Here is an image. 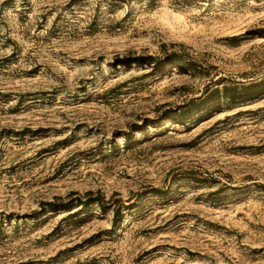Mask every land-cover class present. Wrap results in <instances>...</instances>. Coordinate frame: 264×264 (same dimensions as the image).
<instances>
[{
    "label": "rangeland",
    "instance_id": "374dc122",
    "mask_svg": "<svg viewBox=\"0 0 264 264\" xmlns=\"http://www.w3.org/2000/svg\"><path fill=\"white\" fill-rule=\"evenodd\" d=\"M263 76L264 0H0V264H264Z\"/></svg>",
    "mask_w": 264,
    "mask_h": 264
},
{
    "label": "trees",
    "instance_id": "16d2710c",
    "mask_svg": "<svg viewBox=\"0 0 264 264\" xmlns=\"http://www.w3.org/2000/svg\"><path fill=\"white\" fill-rule=\"evenodd\" d=\"M136 61H143V62H149L153 65V68L155 69H163L166 63H174V65L180 69H189V65L186 63L185 60H182L180 57V54L176 52H171L167 54L163 59L155 57L153 55H140V56H133ZM121 61H123L124 64L129 62V57H123L121 58ZM226 89V87H225ZM244 94L246 95H255L260 94L264 92V76L262 78H259L257 80L251 81L247 84H244L243 86ZM226 96L230 99H233V94H226ZM179 117V115H177ZM77 200L78 203L81 205H89L91 202H96L99 205V208L102 210L107 209L108 204H106L102 198L99 197H88L87 199H81L79 197H74L69 200H59V201H48L47 204L51 208H58V207H69L71 203ZM120 210L118 207H116L113 210V221H116L119 217Z\"/></svg>",
    "mask_w": 264,
    "mask_h": 264
}]
</instances>
